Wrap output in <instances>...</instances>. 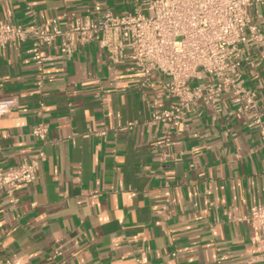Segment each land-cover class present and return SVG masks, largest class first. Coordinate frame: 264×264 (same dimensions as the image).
I'll list each match as a JSON object with an SVG mask.
<instances>
[{"label": "crops", "instance_id": "0c3cea01", "mask_svg": "<svg viewBox=\"0 0 264 264\" xmlns=\"http://www.w3.org/2000/svg\"><path fill=\"white\" fill-rule=\"evenodd\" d=\"M96 3L122 12L134 0H0V23L65 29ZM250 15L264 36V5ZM60 43L43 49L42 88L32 40L0 46V98L18 100L0 122V168L45 154L17 203L1 193L0 264H262L243 216L264 202V140L231 96L189 108L167 140L152 120V102L168 103L162 75L141 85L99 41L70 55ZM243 52L245 84L264 105V43ZM41 121L44 141L32 134Z\"/></svg>", "mask_w": 264, "mask_h": 264}, {"label": "built area", "instance_id": "2783aa9c", "mask_svg": "<svg viewBox=\"0 0 264 264\" xmlns=\"http://www.w3.org/2000/svg\"><path fill=\"white\" fill-rule=\"evenodd\" d=\"M261 5L264 0H134L130 10L116 12L96 3L93 17L70 21L65 29L1 22L0 46L32 40L28 52L42 88L48 60L44 47L61 38L60 53L70 55L78 44L97 40L107 49L112 63H132L141 85L148 84L155 72L165 78L162 97L168 103L159 106L156 100L152 102V120L162 123L163 138L169 140L192 106L202 102L218 107L228 95L264 140V105L257 91L246 86L241 71L246 60L243 45L251 39L264 43L250 15L251 7ZM45 105L41 101L40 109ZM17 106V97L0 98V122ZM48 131V124L41 121L32 134L44 141ZM44 157L40 151L29 162L7 170L0 168V196L6 190L11 201L17 203V188L35 181ZM243 220L259 232L264 264V202L253 205Z\"/></svg>", "mask_w": 264, "mask_h": 264}]
</instances>
